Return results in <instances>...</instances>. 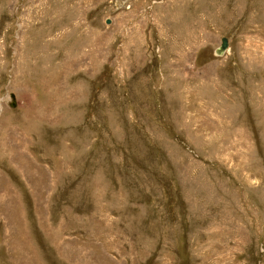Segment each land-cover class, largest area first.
Returning <instances> with one entry per match:
<instances>
[{
    "label": "rangeland",
    "instance_id": "obj_1",
    "mask_svg": "<svg viewBox=\"0 0 264 264\" xmlns=\"http://www.w3.org/2000/svg\"><path fill=\"white\" fill-rule=\"evenodd\" d=\"M0 264H264V0H0Z\"/></svg>",
    "mask_w": 264,
    "mask_h": 264
},
{
    "label": "water",
    "instance_id": "obj_2",
    "mask_svg": "<svg viewBox=\"0 0 264 264\" xmlns=\"http://www.w3.org/2000/svg\"><path fill=\"white\" fill-rule=\"evenodd\" d=\"M229 48V40L228 38H223L222 39V44L216 49V54L219 56H222L225 54V52L228 50ZM15 96L13 95V98ZM15 106V105H12Z\"/></svg>",
    "mask_w": 264,
    "mask_h": 264
}]
</instances>
